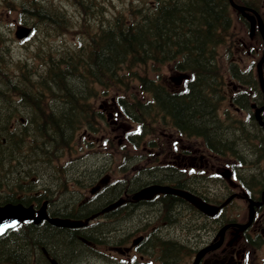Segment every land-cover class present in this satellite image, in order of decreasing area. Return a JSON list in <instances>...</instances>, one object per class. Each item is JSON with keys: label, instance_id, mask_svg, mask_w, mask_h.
Listing matches in <instances>:
<instances>
[{"label": "trees", "instance_id": "1", "mask_svg": "<svg viewBox=\"0 0 264 264\" xmlns=\"http://www.w3.org/2000/svg\"><path fill=\"white\" fill-rule=\"evenodd\" d=\"M120 2L115 6L110 0H0V93L5 95L0 102V173L5 168L16 170V175L27 171L37 179L44 168L49 169L46 174L50 177L53 159L70 148L77 134L98 132L103 116L94 111L90 100L110 94L124 118L137 126L126 140H143L151 134V127L162 123L181 137L198 138L212 153L240 164L249 160L252 166L264 160V131L251 113L247 119H237L227 111L222 118L217 111L226 98L218 48L227 45L233 34L228 0ZM11 13L17 14V22L34 30L29 39L36 40L29 47L21 45L31 55L14 57V40L3 24ZM68 34L74 36L72 41L64 39ZM170 63L173 74L169 81L161 80L160 72L155 79L148 77L147 66L157 70ZM234 64L227 70L238 84L232 102L246 110L261 98V91L252 69ZM8 92L14 95L9 98ZM19 117L24 122H19ZM91 156L106 163L113 159L111 152ZM16 160L20 161L17 168ZM86 167L80 178L94 175L91 166ZM253 169L245 174L254 172L261 177L260 170L256 173ZM138 170L143 180L133 178L134 189L158 178L153 175L168 171ZM65 175L63 182L69 176ZM249 178L242 180L246 186L254 182ZM57 179L55 176L53 184ZM116 192L115 186L106 188L99 204ZM172 198L163 202L174 217L167 238L176 240L162 242L168 260L174 259L190 233L182 223L186 210H179L181 203ZM74 232L28 222L0 236V264H33L36 254L38 264H47L40 258V247L53 252L60 264H91L90 250ZM116 232V228L96 225L86 233L88 239L105 243Z\"/></svg>", "mask_w": 264, "mask_h": 264}, {"label": "rangeland", "instance_id": "2", "mask_svg": "<svg viewBox=\"0 0 264 264\" xmlns=\"http://www.w3.org/2000/svg\"><path fill=\"white\" fill-rule=\"evenodd\" d=\"M111 3L115 4V6H119L121 3L120 0H110ZM231 16H232V30L231 33L232 36L227 42V45L221 46L218 48V58H219V66L220 71L224 76V80L226 82L225 86L223 87L226 91V98L222 100L219 103V110L220 115L222 116L223 112L227 111L229 115L233 118L237 119H245L246 113L235 109L233 106H231V103L228 101V96L233 93L232 85L235 83L232 81L227 74V68L230 65L231 62H235V66H240L242 69H245L247 67H253L254 75H256V69L255 66L257 65L258 61L260 60L262 56V44L259 37L256 35L255 32L252 33V35L249 34L250 26L244 21H242L239 17V14L235 10H230ZM17 14L11 13L6 19L3 20L5 31H10V35L12 38L14 37L13 32L15 30V25L17 24ZM65 40L72 41L74 39V36L68 34L64 36ZM14 40H16L14 38ZM36 39L29 40L28 42H24L23 44L29 47ZM17 42V41H16ZM21 43H15L14 42V57L17 58L20 55H31L27 48L21 47L23 45ZM9 64H15V61H9ZM172 63L170 64H163L160 67H156V69H151V67L147 66L146 71H148V74L155 78L157 76L156 72H160V78L163 80H168L172 76L173 72L172 70ZM260 72L262 75V80L264 83V60L260 64ZM172 88H175V85H173ZM6 91V88L3 89ZM9 96L12 97L14 95V92H8ZM5 95L3 93H0V102L4 100ZM110 96H114V94L105 95L102 96L100 99H97L96 101L93 100L96 108L99 105H102L101 113L103 116V120L100 121L98 125V133L96 135L92 134L90 136L88 135H76L74 139V143L72 146H70L69 149H66L62 155L58 156L57 158L53 159L55 160V166H53V169L50 171L49 174L52 175V182H55V176L52 174H57L59 179H57V183L63 182V175L66 173L65 176L69 177L67 178L66 186L62 185L60 186V190L66 189L67 185L69 189H73L75 187H79V191H83V194L85 197L89 198L92 194H97L100 192V188L98 191H95L93 193L89 194V190L91 189V186H87L86 184L89 183L91 180L96 178V182L103 178L104 176H108L110 182H114L117 180H123L124 183L128 180H133V178H138L143 180V177L141 176L142 172L138 169L147 167V166H154V165H161L166 164L164 162V159H167L171 164L176 165L177 161H175L174 158H170L167 156L168 153L172 154V152H175V154H179L182 152L181 147H188V151L186 155H192L193 151H196L194 154L197 156L200 153L207 154V151L204 149L202 143L198 139H189L182 140L180 142H175L174 138H178L176 132L171 129L170 127H167L166 125L162 123L155 124L154 127H151L152 131L151 134H147L143 140L137 141L134 146L128 145L125 141V133L132 130L134 128V125H131L126 122L123 118L120 120H115V116H109L110 113H114V108L112 103L110 102ZM2 99V100H1ZM116 100V99H115ZM116 102V101H115ZM1 106V105H0ZM1 108V107H0ZM250 111H253V108H249ZM163 132H166L168 134H171V137H166L165 135H162ZM175 142V143H174ZM104 144V145H102ZM171 144V147L169 148ZM152 146H155L152 148ZM121 147H125L121 154L117 153V150H119ZM193 150V151H192ZM100 152H111L112 153V162L111 164H107L106 160L99 157L98 159H94L92 154L100 153ZM160 153V154H159ZM209 153V152H208ZM210 154V153H209ZM154 155H158L157 158L151 157ZM90 156L92 158H90ZM130 159V161H127L126 164L124 162L126 160ZM78 160V161H77ZM77 161V162H76ZM76 162V163H74ZM105 162L106 167L104 168L102 166V163ZM237 162H240L239 160H233L228 157H212L209 155V159L207 163H203L202 165L199 163H196L195 167H192L190 165L187 166H178L179 171L175 173V177L179 176L180 180H185L187 178L193 177L196 179L194 181V184H197V188L203 192H210V190H216V195H220L222 193V189L220 187H217L214 183V180L211 178L213 175L218 176L221 173H224L225 176H223L224 185L226 186V182L229 185L230 192H237L239 193L241 190L239 188V185L235 182V177H233V171L231 170L234 168L235 170H241L243 168V173L245 174L247 170L256 168L257 171L260 170L261 176H264V160H260L257 164H248L249 160H246L244 164H242V168H239V164ZM179 163V162H178ZM251 163V162H249ZM36 164H32V166H35ZM86 165L91 166L90 171H94V175L89 178L87 175V178H80V174H83L86 169ZM38 166H43L39 165ZM241 166V165H240ZM42 168V167H41ZM40 168V169H41ZM161 167L156 168H150L148 170H158ZM256 169H253V171H256ZM167 171L165 173H159L156 172L153 175L154 177H162L165 174H170L171 171ZM41 172L46 175V172H49V169H41ZM230 172V174L227 176L226 174ZM27 173V172H26ZM249 174H255V173H249ZM200 177H203L205 179V182L202 183L200 181ZM146 178V177H144ZM174 180V178H172ZM16 178L14 177L13 172H11L8 168H5L2 173H0V186L5 188V185L3 181L10 183L12 185ZM168 180V179H167ZM202 180V179H201ZM208 181V182H207ZM147 182V181H145ZM52 184V183H51ZM210 184V186L208 185ZM11 188V187H10ZM9 188V189H10ZM224 189V188H223ZM51 190V188H50ZM15 193V192H13ZM118 193V192H116ZM226 193V192H225ZM52 196V195H50ZM66 196V195H65ZM62 197L61 203H65L64 197ZM68 197V196H67ZM75 201V198L71 201L73 203ZM96 204H99V200H96ZM246 202L243 199L235 200L232 204L229 205L227 208L226 213L228 214L230 219L236 218V220H245L246 219ZM181 210V207L179 208ZM236 211L235 214H231L230 212ZM184 214V218L182 220V223L184 225V228L187 226L188 222L186 219V213ZM180 264H188L186 263L185 258H180Z\"/></svg>", "mask_w": 264, "mask_h": 264}, {"label": "flooded vegetation", "instance_id": "3", "mask_svg": "<svg viewBox=\"0 0 264 264\" xmlns=\"http://www.w3.org/2000/svg\"><path fill=\"white\" fill-rule=\"evenodd\" d=\"M241 1L243 5L254 9L261 17H264V0ZM12 128L18 129L16 126ZM181 150L182 152L179 154H174V152L167 154L170 158H174L177 161L176 164L178 166L190 165L195 167L196 163L202 165L203 163H207L209 159L208 154L200 153L195 156L196 151L193 150L191 156L186 155L187 152H190L188 151V147H181ZM19 164L20 161L16 160V168ZM50 183L51 180L49 179L43 184L30 185L29 191L34 193H21L24 195L19 196L20 200L28 204L34 202L37 206L35 208L36 210L38 207H41L43 202H46L45 211L51 218L67 219L62 216L67 213L68 215H73L74 217L79 216L85 219L89 213L92 212L91 215L98 214L104 208V206L96 205L89 207L91 201L86 197H82L79 203L74 204L75 201L71 203L73 198H75L71 194L64 198L66 204H61V201L50 202L47 200L50 194L42 191ZM25 184L28 185L27 182ZM259 185L261 188L262 185ZM240 190L234 199L241 198L247 204L250 199L256 202L252 207L255 210V214L249 223L247 219L239 223L235 219L230 221L227 218L225 207H222L217 214L210 217H204V215H200L195 210L191 211V213L185 211L188 222L185 228L187 232H190L188 241L184 242L189 248V255L185 257L186 262L190 261V264H192L198 252L208 246L207 251L197 260V264H264V195H262V190H260L255 199L250 196V193L248 195L246 192L248 191L247 188L245 190L240 188ZM196 194L209 204L220 205L218 200H212L197 191ZM9 196L10 194L7 191L0 195V197L4 198H9ZM121 198L124 201L120 205L93 218L94 222L101 223L107 221L106 217L111 216V223L105 224L117 229L111 246L97 239H88L90 236L81 231V235L74 237L80 242L86 240L96 244L106 245H101L96 250L97 257H95L94 261L96 264H166L163 261L165 255L161 251L162 242H166V240L175 242L176 240H173V236L167 238L174 217L172 213L168 214L166 204L163 202L167 200L172 201L173 198L166 197L162 194L149 195L148 193L140 196L138 194L135 195L134 191L122 189L112 201ZM175 200L181 203L179 207L185 208L183 206L185 203L182 199L177 198ZM200 219H205L207 223H199ZM125 221H127L126 224L123 223ZM39 224L43 226L52 225L49 221H40ZM204 228L207 229V232H205V235H201L199 230ZM222 229L224 231L221 232ZM82 230H85V228ZM219 237H221V240H218ZM218 243L219 245L214 247ZM180 250L181 248L178 249L174 258L178 256ZM42 252L44 255H41L40 258H43L45 263L52 264V259L59 262V259L53 252H46L48 255H46L44 249H42ZM181 256L182 251L179 254V257ZM33 257L39 259L38 254Z\"/></svg>", "mask_w": 264, "mask_h": 264}, {"label": "water", "instance_id": "4", "mask_svg": "<svg viewBox=\"0 0 264 264\" xmlns=\"http://www.w3.org/2000/svg\"><path fill=\"white\" fill-rule=\"evenodd\" d=\"M232 2V1H231ZM234 8L237 10H243L244 8L241 6H237L233 3H231ZM252 25H253V20H251ZM258 29L259 32L263 38L264 41V32H263V24L260 18L258 17ZM29 33V29L26 28H20L16 32V36L18 38H23ZM264 60V46H263V55L261 57V60L258 63V67ZM259 81L260 85L262 88V91L264 92V83L262 80V75L259 70ZM264 109V106L260 109H258L256 112V116L258 117L259 123L260 122L258 112ZM151 193H158V192H163V193H172L176 194L178 196H181L185 199H187L189 202L194 204L195 206L198 207L199 210L205 212V213H211L212 209L207 207L205 204H203L200 200L195 198L194 196L190 195L187 192L181 191V190H176L172 189L169 187H152L150 189ZM48 217L46 216L45 210L41 209L39 212L35 214L34 210L32 208H25L22 205H5L3 207H0V235H3L8 229L13 228L15 225H17L21 221H28V220H33L35 223L42 219H47ZM54 225L57 226H65V227H79L84 225L86 222H81V221H70V220H60V219H49ZM53 264H56L54 261H52Z\"/></svg>", "mask_w": 264, "mask_h": 264}, {"label": "bare ground", "instance_id": "5", "mask_svg": "<svg viewBox=\"0 0 264 264\" xmlns=\"http://www.w3.org/2000/svg\"><path fill=\"white\" fill-rule=\"evenodd\" d=\"M9 98H11V97H9ZM33 209V208H32ZM49 221V220H48ZM40 221H38V223H39ZM50 223H52L51 221H49ZM25 223H28L27 221H21V222H19L17 225H15L13 228H17V227H20L21 225H23V224H25ZM53 224V223H52ZM52 261H54V262H56L54 259H52L51 260V262Z\"/></svg>", "mask_w": 264, "mask_h": 264}]
</instances>
